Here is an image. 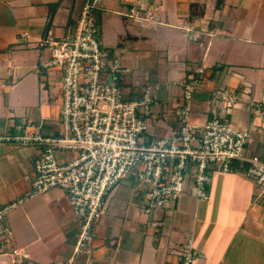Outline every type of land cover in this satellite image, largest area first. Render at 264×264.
Masks as SVG:
<instances>
[{
	"label": "crops",
	"instance_id": "obj_1",
	"mask_svg": "<svg viewBox=\"0 0 264 264\" xmlns=\"http://www.w3.org/2000/svg\"><path fill=\"white\" fill-rule=\"evenodd\" d=\"M83 3L0 0V135L23 132L29 124L44 135L64 132L62 93L52 94L62 71L43 66L51 57L44 41L50 31L56 39L73 36ZM95 12L104 57L126 70L120 73L124 99L158 87L145 144L179 125L184 85L204 67L206 84L193 94L191 122L204 126L217 113L249 131L245 153L264 162V0L252 6L224 0L220 7L217 0H97ZM150 20L155 27L146 24ZM227 93L237 100L228 101ZM38 153L34 144L0 142V208L31 188ZM76 155L61 152L59 161ZM236 165L241 171L210 175L209 199L199 198L188 182L164 208L151 207L150 186L131 172L107 195L93 253L78 264H180L179 252L188 244L196 264H264V194L244 174L247 164ZM4 225L14 244L30 251L25 264H65L79 232L63 187L15 208ZM2 256L0 264H16Z\"/></svg>",
	"mask_w": 264,
	"mask_h": 264
},
{
	"label": "built area",
	"instance_id": "obj_2",
	"mask_svg": "<svg viewBox=\"0 0 264 264\" xmlns=\"http://www.w3.org/2000/svg\"><path fill=\"white\" fill-rule=\"evenodd\" d=\"M96 1L84 0L72 39H56L50 31L44 41L51 57L43 66L62 71L64 132L44 135L30 129L29 124L23 132L0 135V142L39 146L31 188L0 208V255L11 256L16 264H25L31 255L26 247L14 244L12 231L4 225L5 216L55 187L68 191L79 223L73 253L65 264H78L82 256L93 253L95 227L105 212L106 197L133 171L150 186L148 195L153 208L171 206L177 201L191 172L195 173L193 186L197 196L209 199V170L239 171L236 163L247 164L244 174L264 194V162L258 154L245 153L248 130L235 128L217 113L204 126L191 122L193 94L206 84L204 67L184 85L183 101L176 108L179 125L152 144L144 143L148 117L156 103L153 89L158 87H147L141 95L124 99L120 73L126 70L119 62L104 57L94 15ZM226 97L230 102L237 100L233 94L227 93ZM259 115L263 117V112ZM61 152L77 155L60 162ZM179 254L183 258L180 264H196L191 245Z\"/></svg>",
	"mask_w": 264,
	"mask_h": 264
},
{
	"label": "rangeland",
	"instance_id": "obj_3",
	"mask_svg": "<svg viewBox=\"0 0 264 264\" xmlns=\"http://www.w3.org/2000/svg\"><path fill=\"white\" fill-rule=\"evenodd\" d=\"M172 1V0H171ZM185 1H190V0H185ZM231 1V3L233 2V3H237V2H241V3H245V4H247V5H250V6H252V4H253V2L254 1H257V0H230ZM230 9H227V7H225V9H224V12L225 11H229ZM241 11L243 12L244 10H243V8H241ZM214 13H216L215 12V9H212L211 10V15H214ZM95 17H96V19L98 20V18H100V17H98V15L96 14V12H95ZM152 20V19H151ZM150 20V22L149 23H146L147 25H151V27H155L156 25H155V22H153V21H151ZM98 23H100L101 24V22L98 20ZM155 30V29H154ZM67 39H72V35H69L68 37H66ZM61 39H64V38H60V40ZM99 40H100V35H99ZM17 73H18V71L16 70V75H17ZM12 81V80H11ZM11 81H10V83L9 84H11ZM53 87H54V84H53ZM50 89H51V87H50ZM52 94L55 96V97H57V96H59L60 94H61V92H60V89H58V88H52ZM61 96H62V94H61ZM4 99H5V95H4ZM57 100L56 99H54V102H56ZM61 103H63V100L61 101ZM63 105V104H62ZM209 172H210V175L212 174V170H209ZM218 172V171H217ZM194 175H195V173L194 172H191V176H190V180H189V186L190 187H192L193 185H194ZM188 186V187H189ZM203 202H205L204 200H200V203H203ZM236 221H237V218H236ZM213 233V232H212ZM212 236H214V234H212ZM5 257L4 256H2V257H0V259L1 260H3ZM195 263H196V261H195Z\"/></svg>",
	"mask_w": 264,
	"mask_h": 264
},
{
	"label": "trees",
	"instance_id": "obj_4",
	"mask_svg": "<svg viewBox=\"0 0 264 264\" xmlns=\"http://www.w3.org/2000/svg\"><path fill=\"white\" fill-rule=\"evenodd\" d=\"M223 2H224V0H217V6L220 7Z\"/></svg>",
	"mask_w": 264,
	"mask_h": 264
}]
</instances>
